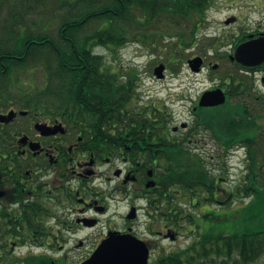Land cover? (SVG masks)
<instances>
[{"label": "flooded vegetation", "instance_id": "1", "mask_svg": "<svg viewBox=\"0 0 264 264\" xmlns=\"http://www.w3.org/2000/svg\"><path fill=\"white\" fill-rule=\"evenodd\" d=\"M260 26L245 33L243 40L264 35ZM136 41L150 50L157 38ZM229 60L233 70L227 67L222 73L208 75L210 83L192 100L189 119L179 125L174 124V109L169 104L185 100L184 95L167 92L160 105L155 97L143 99L156 85L172 88L167 84V61H163L165 69L160 75L155 68L162 62L149 61H153V69L146 77L154 83L147 90L135 74H116L114 85L125 95L128 92L119 119L135 121H120L117 130L118 124L110 122L107 112L101 141L94 137L91 124L83 129L75 116L68 120L37 106V100L29 97V88L37 83L27 74H7V65L0 68V237L8 238L0 252L12 254L21 245L13 237H42L40 245L62 252L71 237H100L82 262L104 237H148L137 227L143 216L151 221L149 237H195L198 230L188 222L190 204L213 215L217 214L213 204L230 205L238 196L237 183L233 188L222 186L233 166L216 175L201 159L210 177L206 187L211 189L206 191L201 181V201L190 194L186 176L175 174L180 167L187 174L189 158L201 157V145L216 144L221 161L228 163L240 151L249 161L247 174L257 178L261 172L264 176V164L254 169L250 165L254 151L264 149V62L249 66ZM207 66L218 68L219 63ZM106 87H113L109 80ZM216 89L224 92L225 101L200 105L202 95ZM141 117L146 120H137ZM179 161L184 162L182 166ZM104 164L107 167L102 170ZM78 242L83 245L86 241L80 238ZM52 257L53 262L63 260Z\"/></svg>", "mask_w": 264, "mask_h": 264}, {"label": "trees", "instance_id": "2", "mask_svg": "<svg viewBox=\"0 0 264 264\" xmlns=\"http://www.w3.org/2000/svg\"><path fill=\"white\" fill-rule=\"evenodd\" d=\"M210 2L0 0V59L7 62L0 61V68L7 65V74L18 75L41 70L44 79L41 84L29 88V97L52 115L61 114L68 120L75 116L83 123V129L91 124L94 137L101 141L103 118L107 112L110 122L118 124L117 130L121 128L120 121L135 120L119 119L127 104L128 92L126 96L118 91L114 85L117 73L107 68L103 55L96 52V48L116 49L131 39L150 42L155 36L175 34L180 41L175 44L177 47L182 44L192 47L200 30L197 17L204 16ZM5 5L8 7L6 15L2 11ZM36 11L44 14L43 18L30 16ZM246 37L242 36L241 40ZM168 55L172 63L180 57L174 49L169 50ZM107 79L113 86L108 90ZM110 139L112 141L114 137L110 135ZM256 153L254 151L250 163L253 169L258 167ZM182 163L179 161L180 166ZM187 168V174L181 167L175 174L186 176L190 194H196L201 201V181L205 182V187L210 181L207 169L201 157L189 158ZM251 174L238 188L241 196L250 198L248 202L234 210L216 209L217 214L213 215L189 212L190 227L198 230L195 237H191L186 246L158 253L149 264H251L260 259L264 254V179L261 172L257 178ZM205 189L211 192V189ZM13 238L20 244L38 246L42 243V237ZM6 242L7 237H0V246ZM53 260L44 251L0 252V264H65L62 259Z\"/></svg>", "mask_w": 264, "mask_h": 264}, {"label": "rangeland", "instance_id": "3", "mask_svg": "<svg viewBox=\"0 0 264 264\" xmlns=\"http://www.w3.org/2000/svg\"><path fill=\"white\" fill-rule=\"evenodd\" d=\"M210 6L207 8L206 13L202 17H197L200 21V30L197 34L196 42L192 47H185L183 44L177 47L179 41V36L175 34L166 36H157L156 46L153 49H145L143 45L138 44L135 39L128 42L121 48H108L105 46H99L96 48V52L101 53L104 57V62L107 68L113 69L117 74H135V76L142 79V82L146 83V86H142L143 90H147L148 85H152L154 82L146 77V74L153 69V61H167L168 62V87L165 89H160V85L152 87V90H148L143 99L148 101L155 97L157 104L163 102V98L167 92L173 93L174 96L182 94L185 96V100H176L172 104H169L174 109V124H180L181 121L189 119L190 115V105L192 100L201 92L204 86H207L210 81L206 78L209 74L222 73L227 69V67H232L231 61L229 60V54L234 52V46L236 39L241 37L245 33H249L252 30L258 29L260 24L261 28L264 29V0H210ZM8 7L5 5L3 7V14H7ZM42 13L34 12L30 16L34 19L43 18ZM235 17L232 21L229 18ZM191 38H188L190 41ZM149 47V44L147 45ZM178 50L180 55L179 59L172 63L168 59L169 50ZM194 54H198L205 57L206 62L203 64L204 67L200 71H193L189 64L188 59ZM173 57V56H171ZM150 60L148 61V59ZM219 63L218 68H213L212 66H207V63ZM176 66V70L174 69ZM233 70L232 68H230ZM30 79L34 80L37 84H41L44 76L41 70H33L32 73H25ZM161 84V82H158ZM158 88L157 92L154 89ZM169 103V102H167ZM141 105L142 103H138ZM258 146L256 145V148ZM263 149V148H262ZM257 149L256 159L258 160V166L264 164V149ZM198 151V150H197ZM201 159L205 164L206 168L209 169L211 173L216 175L220 174L222 168H229L230 175L228 180L222 183L223 187H230L237 183L238 188L246 182L247 171L238 166L233 159L231 163L221 161L218 156L220 149L216 144L209 142L208 144L201 145ZM215 163L216 165H214ZM227 163L226 165H224ZM107 164H104L101 168L105 170ZM109 167V166H108ZM226 176V175H224ZM262 185V184H261ZM219 197H223V194H219ZM249 197L241 196L238 192V196L232 200L229 205H217L213 204L214 209L220 210H234L235 208L241 206L242 204L248 202ZM189 212L199 214L203 209L199 206L193 207L190 204ZM151 221L142 217L137 226L139 231L148 237H141L145 239L152 246L151 260L158 253H164L171 251L173 249H178L189 244L192 240L191 237H177L175 239H170L168 237H149L147 232L148 224ZM85 239L83 245H78V239ZM100 240V237H71L70 244L67 245L66 252H62L59 248L49 250L48 247L42 245L41 247L32 245L30 243L16 246L14 253L24 254L30 251L37 252H47L55 258L63 257L66 253V257H63L65 264H77L80 262L84 256L90 251V248ZM251 264H264V254L260 259Z\"/></svg>", "mask_w": 264, "mask_h": 264}, {"label": "water", "instance_id": "4", "mask_svg": "<svg viewBox=\"0 0 264 264\" xmlns=\"http://www.w3.org/2000/svg\"><path fill=\"white\" fill-rule=\"evenodd\" d=\"M230 58L249 66L264 62V35L238 44ZM202 63L203 57L200 55L189 59L193 71H200ZM164 68V63L159 64L155 68L156 74H162ZM224 101L225 94L221 89L208 90L202 95L200 105H214ZM124 235L105 237L92 255L80 264H149L151 247L147 241L131 234Z\"/></svg>", "mask_w": 264, "mask_h": 264}]
</instances>
